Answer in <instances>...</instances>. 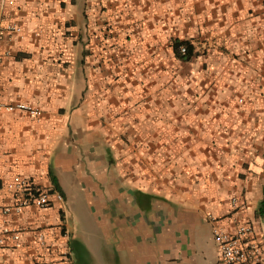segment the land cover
<instances>
[{"label": "crops", "instance_id": "0c3cea01", "mask_svg": "<svg viewBox=\"0 0 264 264\" xmlns=\"http://www.w3.org/2000/svg\"><path fill=\"white\" fill-rule=\"evenodd\" d=\"M5 14L22 31L2 43L0 101L42 114L0 112V205L16 176L49 189L52 174L66 202L0 214L18 231L0 264L88 262L63 215L77 182L119 264H218L211 213L251 222L264 264V189L228 200L264 176V0H8Z\"/></svg>", "mask_w": 264, "mask_h": 264}, {"label": "built area", "instance_id": "2783aa9c", "mask_svg": "<svg viewBox=\"0 0 264 264\" xmlns=\"http://www.w3.org/2000/svg\"><path fill=\"white\" fill-rule=\"evenodd\" d=\"M8 0H0V63L5 55L2 50V43L6 36L13 35L22 31L15 23L8 21L5 14V5ZM182 54L186 53L187 48L181 45L179 48ZM0 112H22L38 118L42 110L32 104L23 101L5 102L0 101ZM8 189L16 195L14 205H0V214L8 215L12 212H22L23 209L35 206L39 209H47L51 206L52 194L58 200H63L59 192L50 193L49 189L41 188L30 178L16 176L10 183ZM237 208L239 205L237 198L232 200ZM213 224V235L218 245L219 263L218 264H260L263 257V249L255 238V228L251 222L238 223L234 229H228L221 224L220 217L211 216ZM18 231L14 227L0 224V247L6 240L13 236L16 237ZM41 243L45 245V235L39 237Z\"/></svg>", "mask_w": 264, "mask_h": 264}, {"label": "rangeland", "instance_id": "374dc122", "mask_svg": "<svg viewBox=\"0 0 264 264\" xmlns=\"http://www.w3.org/2000/svg\"><path fill=\"white\" fill-rule=\"evenodd\" d=\"M128 41L130 42L129 38ZM129 56L130 55H128L127 64L130 63L131 59H133V54L131 57ZM183 62L184 61L178 58L175 59L173 67L175 77L182 74L183 69L185 68V64ZM242 177L245 178L246 175H243ZM230 184L231 190L228 200L230 202L229 209L232 213L237 210L235 209L236 206L232 200L237 198V204L239 205V194L246 196L250 201H256L255 195L262 194V190L264 189V176L260 180H255L251 183L245 180L238 183L234 181ZM80 187L81 185L77 182L76 191L69 198L68 205L65 207L66 212L63 215H67L68 224L74 228V235H77V241L80 248H82L83 257L85 260H88L86 264H119L116 259L118 253L115 252L114 247L109 246L105 240L106 238L103 229L104 214L91 209V200L89 201L90 197L87 196V193L82 189V187V190H80ZM250 191L252 192L250 193ZM63 200L66 202L65 196H63ZM217 215L219 214H207V219L209 221L206 220L204 223L205 233L212 240L211 245L214 249H218V245L214 239L213 224L210 219L211 216ZM70 233L72 235L73 232Z\"/></svg>", "mask_w": 264, "mask_h": 264}, {"label": "trees", "instance_id": "16d2710c", "mask_svg": "<svg viewBox=\"0 0 264 264\" xmlns=\"http://www.w3.org/2000/svg\"><path fill=\"white\" fill-rule=\"evenodd\" d=\"M181 45H185L187 48L186 53L182 54L179 50ZM176 55L183 60H190L194 56V47L189 41H176L175 43ZM51 181L53 187L50 188V193L59 192L62 196H64L63 189L59 183L58 178L55 175H51ZM256 215L261 218L264 223V191H263V198L259 203V206L256 210Z\"/></svg>", "mask_w": 264, "mask_h": 264}]
</instances>
